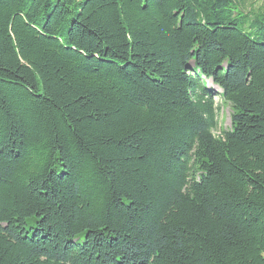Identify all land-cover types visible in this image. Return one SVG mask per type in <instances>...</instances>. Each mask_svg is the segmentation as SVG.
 I'll return each mask as SVG.
<instances>
[{
	"label": "trees",
	"instance_id": "obj_1",
	"mask_svg": "<svg viewBox=\"0 0 264 264\" xmlns=\"http://www.w3.org/2000/svg\"><path fill=\"white\" fill-rule=\"evenodd\" d=\"M252 4L0 0V264H264Z\"/></svg>",
	"mask_w": 264,
	"mask_h": 264
},
{
	"label": "rangeland",
	"instance_id": "obj_2",
	"mask_svg": "<svg viewBox=\"0 0 264 264\" xmlns=\"http://www.w3.org/2000/svg\"><path fill=\"white\" fill-rule=\"evenodd\" d=\"M251 2L253 3L252 6H255L257 8V7H259V6H261L263 4L264 0H251ZM209 84H211V83H209ZM218 102L220 103V99L219 98H218ZM221 109H222L221 116L223 114L228 115L229 112H230V110H231L230 107H229V105H226L225 107L221 106ZM229 124H230V122H229L228 118L225 119L223 125L224 126H229Z\"/></svg>",
	"mask_w": 264,
	"mask_h": 264
}]
</instances>
